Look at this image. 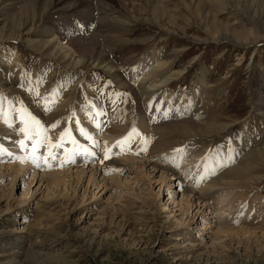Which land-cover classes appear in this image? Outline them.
I'll use <instances>...</instances> for the list:
<instances>
[{
  "label": "rangeland",
  "instance_id": "rangeland-1",
  "mask_svg": "<svg viewBox=\"0 0 264 264\" xmlns=\"http://www.w3.org/2000/svg\"><path fill=\"white\" fill-rule=\"evenodd\" d=\"M5 1L11 4L15 0H0V28H2V23L5 21L4 14L7 13L6 6L2 3ZM163 1L166 3V8L171 12L172 23L166 18L159 20L152 18L150 8L145 4L144 0L141 2L144 7L148 6L146 13L141 11H139L140 13H131L119 7L120 4L115 0V9L108 8L106 10L96 7L93 10H88L80 7L76 10H55L49 13L43 22L36 25L35 30L36 32L44 31L48 36L55 38L54 40H56L57 35L53 37V34L57 30L58 35L65 33L64 35H71L70 37L79 36L87 39H91V36L95 35L114 37L116 40L111 44L110 60L114 61L115 67L123 71L130 72L140 69L142 72H152V68L158 62L165 61V66L159 70H164L163 78L164 75L178 74L170 78V86L166 88L165 93L160 91L164 106L171 105L170 102L174 99L176 103H180L181 107H190V104L195 102V112L197 117L200 116L199 119L204 120L207 118L209 123H211V120L216 116L218 123H220L219 125L229 123L228 127L226 126L227 128L225 127L219 132L205 137L204 143L206 144L197 142L198 146L203 145L202 150H205L207 145H212L211 148L213 150L222 148V152L224 151L226 140H230L232 145L234 147L237 146L239 149L238 139L244 132L247 123L250 124L252 136H255L253 132H256L259 139L263 142L264 0H212L210 6L206 1L205 3L199 0ZM211 8L213 12L210 14ZM225 25L233 31L245 32L247 39H252L245 43L247 41L240 42L232 37L215 36L213 34L215 27L221 28V26ZM207 28L210 32L207 31ZM70 29L73 31L69 32L68 30ZM44 32L43 34H45ZM62 35L59 38H64ZM50 38L46 37V39ZM217 39L219 40L216 41ZM14 56H16L14 63H10L8 60L5 61V59L13 58ZM45 60L24 41L0 39V68L6 66L4 70L9 74L7 75L8 77L5 73L2 74L1 83H8L7 85L10 88H15L18 91L28 90L29 84L24 80L26 79L24 72L32 73L37 71L42 75L45 74L47 65ZM107 69L108 67L103 64L93 71L99 93L102 90L107 93L106 88L111 84L112 79L106 73ZM57 70L53 69L50 79H47L53 86L57 85L59 78L62 79ZM86 91L79 89L75 97H73L75 105L79 109L81 108V111L83 107L77 105V94L81 93L84 95ZM9 95L5 94L3 86L0 85V98L6 100V104L4 102L0 103V127H2L0 129H7L6 131H12V134H15L17 129L13 126L18 125L19 122L13 121L12 113L14 110L18 112V109L21 110L23 106L21 107L18 103L21 108L18 106V108L16 107L17 109H13V106H17L15 101L17 100L18 102L20 96L14 99L13 94ZM94 96H97V92H95ZM258 103L262 110L260 113L254 112V106L255 104L258 105ZM24 109L25 107L22 110L24 111ZM70 111L71 113L67 115L69 124L78 126L81 122L83 123L84 112L79 114L80 117H78L75 115L73 106H71ZM78 113L80 112L78 111ZM5 120L10 123V127L12 126L13 130L10 127H3ZM29 127L32 128L31 125H27L23 131H30L31 128L28 129ZM32 129L34 130L33 132L31 130L30 133L28 131H18L19 136L28 134V136L34 135L32 139L37 137L33 140L39 146L38 153L43 158L50 154V162L39 161L38 163L36 161L37 164L34 162L36 164L34 165L32 162V166L31 163H27L28 165L21 172L20 168L23 165L15 156L11 154L0 156V190L7 186L9 188L18 187L14 191V198H19L21 203L26 202V204H21V208L29 205L28 207L36 211L42 206L43 202L52 201L53 199L65 200L76 195L78 197L79 210L93 209L94 211H99L106 206L113 212L121 206L125 207L122 203L125 198L140 200L137 196L139 195L146 198L147 202L151 200L150 206L152 207L148 210L149 213L151 212L155 215L162 213L163 219L157 220L151 216L147 219L138 220L132 219V217L124 218V214L119 216L116 221L113 220L112 223L110 218H108L107 222L97 220L91 223L93 226L90 228L88 226L80 228L72 226L71 222L74 221H71L67 214H63L62 216L53 217L49 222L37 220L40 225H37V227L39 226L38 228L36 227L37 229H33L35 230L33 231L34 234L31 233L33 236L27 233V236L24 235L25 237L23 236L21 240L9 239L7 240L8 242L2 243L3 245L7 244V249L22 245L26 250L28 245L31 247L33 243L41 242L42 246H37V249L34 250L39 254L41 253V257L36 261V264H264L263 253L257 254L250 250H241L242 247L246 248V244L239 245L228 235L218 236L216 234L240 228L257 232L264 231L263 169L260 170V172L262 171L260 173V176H262L261 180H256L255 185L244 186V184H241L238 186L234 184L228 185L229 187L227 185V187H222L226 183L220 181L218 182L219 185L217 184L220 187L216 188L218 187L216 186L215 189L211 190L209 194L211 198L205 201L206 203L195 202L196 204L190 205L183 201V193L177 187L179 183L171 180V177L167 178L166 182L161 185V181L157 180L159 179L158 177L153 180L149 177L146 181L141 179L139 184L136 181L134 184L132 180L124 184L126 180L125 172L120 174L117 171L116 174L114 171H109L111 172L108 173L110 174L109 176L107 173L105 174L104 169L100 171L97 164L93 162L94 155L89 153H94V147L95 149L97 148L96 151L99 157L105 156V150L113 147L116 140L106 148L107 146H103L106 143L103 135L99 133L96 135L95 133L91 134L93 147H88L83 143L82 145L81 141L78 140L76 143L68 140L66 144L60 147H50L48 146L51 142V139L48 140L51 135L50 131H48L49 128L42 125V129L34 127ZM36 129L39 130L37 134H35ZM31 133L32 135H29ZM39 133L44 134V139H40V142L37 140ZM47 134L49 135L48 137ZM24 137L22 136L21 138ZM189 141L190 139H187L185 143L187 144ZM250 142V146L248 145L249 147L243 150L244 152L241 149L236 150L234 159L236 158L237 162H241L243 154L249 155L252 153L251 149L255 148V146L253 141ZM59 143L57 142L56 144ZM73 151H79L80 154L75 155ZM111 154H113V157L115 156L114 158L126 160L125 157H119L117 155L118 152ZM2 156L4 158H1ZM208 157H210V154ZM3 159L5 160L2 161ZM69 166L72 167H70L68 179L70 176L72 180L68 181L66 185L50 186L46 182V184L40 186L38 184L33 185L30 191H27L29 189L27 183H29L28 180L32 178L33 173H36L37 176L56 171L63 173ZM77 166L80 170L87 168L85 174L82 173L80 181H77V175H74L75 171H77ZM97 169L99 172L94 177L93 182L91 174L93 170L96 171ZM253 172L256 173L258 171ZM255 173L252 175L257 176V173ZM120 177L124 178L122 179L123 184L119 185L117 183L116 185L115 178L119 179ZM136 177H139V174ZM20 178H22V181L19 182ZM104 179H108L110 182L109 184L105 182L106 186L103 184ZM183 179L187 183L189 176H185ZM98 183L99 185H97ZM175 188L177 192L174 190ZM169 192H176V194L172 195ZM217 193L228 196L227 199L229 198V200L226 203L228 204L229 202L231 204L226 210H216L214 196ZM120 195L125 197L121 200ZM21 196L24 201H22ZM97 203L100 204L99 208L94 206ZM11 211L6 210V212L0 214V217L7 218L6 215L8 214L12 216ZM124 220L128 224L122 222ZM189 220L191 225L187 226L188 223L186 224V222ZM203 224L204 228L207 229L201 230ZM184 227L191 234H194L198 240L206 237V241L202 243L205 246L203 251L190 254L182 259L178 249L175 251L165 249L170 246L168 244L173 245L170 242L172 241L170 230L181 231ZM6 246L4 247L6 248ZM238 250L240 253H238ZM188 257L190 260L187 259Z\"/></svg>",
  "mask_w": 264,
  "mask_h": 264
},
{
  "label": "bare ground",
  "instance_id": "bare-ground-1",
  "mask_svg": "<svg viewBox=\"0 0 264 264\" xmlns=\"http://www.w3.org/2000/svg\"><path fill=\"white\" fill-rule=\"evenodd\" d=\"M141 1L142 0H116V2L120 4L119 7L131 13H138L139 11L146 13L147 7L149 6L152 18L156 20L166 18L168 21L173 19L170 14L171 12L166 8V3L163 0H144L146 2L145 4L148 5H145L146 7H144ZM199 1H206L209 6L212 4V0ZM2 3L6 6L7 13L4 14L5 21L2 23V28H0V39L6 38L24 41L42 58H45V62H47L45 74L43 75L37 71L32 73L24 72V77L26 78L24 80L29 84V91H25L24 89L18 91L15 88L8 87V83H1L2 74L5 73L6 76L9 74L4 70L6 66L3 65L4 67L0 68V85L3 86L5 94L7 96L13 94L14 99L20 96L18 102L17 100L15 101L17 106H13V109H17L20 104L21 107H25L24 111L26 112V114H24L25 112L22 110L23 107L21 108L19 106L21 110L18 109V112L14 110L12 113L13 121L19 122L18 125L13 126L17 129L15 134H12V131H6L7 129H0V156L4 154H6V156L10 154L15 156L23 165L20 168L21 172L24 171L23 168L28 164L31 163L32 166V162L33 164L36 161H38V163L39 161L47 163L51 160V155L48 154L43 158V156L38 153L39 146L36 141L33 140L37 137L32 139L34 135L31 133L29 135L32 136L24 134L22 136L25 137L21 138L22 136H19L18 131L22 132L27 125H31L32 128L34 127L37 129H42V125H45L49 128L48 131H50L51 134L49 139H47H51V142L54 141L55 144L60 142L63 145L66 144L68 140H78L81 141V144L83 143L88 147H93L92 139H89V137L92 136L91 134L95 133L96 135L98 133L103 135V138L106 140L103 146H107L106 148L116 140L113 147H110L111 153L118 152L117 155L119 157H125L126 160L114 158L115 156L113 157V154H111L110 158H104V156L99 157L96 151L97 148L95 149L93 147V162L97 164L100 171L104 169L105 174L113 171L116 172V174L117 171L120 174L125 172L126 180L124 184L126 182H131V180L134 184L135 181L139 184L141 179L146 181L149 177L151 180L158 177L159 179L157 180L161 181V185L166 182L167 178L171 177V180L179 183L177 187H179L183 193V201H186V203L190 205L196 204L195 202L203 203L208 201V199L211 198V195H209L211 190L215 189L220 181L226 183L222 186L224 187L234 184L238 186L241 184H244V186H251L255 185L256 180H261L262 176H260V173L262 171L260 172V170L263 169L264 175V141L262 142L261 139H259L256 132H253L255 136H252L249 123H247L244 132L238 139L239 149L242 151L246 150L247 147L250 146L249 144H251L250 141H253L255 148L251 149V154H243L241 162H237L235 160L236 158L234 159V155L238 147H234L230 140H226L224 151L222 152V148L213 150L211 148L212 145H207L205 150H202L203 145H197V142L206 144L204 143L205 137L219 132L226 126L228 127L229 123H226V125H219L220 123H218L216 116L211 120V123H209L207 118L204 120L199 119L200 116L197 117L195 112V102L190 104V107H181L180 103H176L174 99L171 102L168 100L171 105L164 106L165 104L160 95V91L165 93L166 88L170 86V78L178 74L173 73L171 76L164 75L163 78L164 70H159L165 66V61L158 62V64L152 68V72H142L140 69L130 72L123 71L115 67L114 61L110 60L111 44L116 40L114 37H101L95 35L91 36V39H87L80 38L79 36L70 37L71 35H64L65 33L62 35L59 31V34L64 36V38H59L60 35H58L57 30L53 34V37L57 35L56 40H54L55 38L48 36L44 31L43 32L47 36L43 34L41 30L38 32L35 30L36 25L43 22L46 16L55 10H76L80 7L88 10H93V8L96 7L106 10L108 8L115 9V0H15L11 4L7 3V1ZM212 12L213 9L211 8L209 13L211 14ZM68 31L71 32L73 30L70 29ZM208 32H210V30ZM213 34H215V36L232 37L240 42L247 41L245 43H248V41L252 39L250 38L248 40L245 32L233 31L226 27V25L221 26V28L215 27ZM45 36L51 38L46 39ZM218 40L219 39L216 41ZM7 60L10 61V63H14L16 61V56L5 59V61ZM103 64L108 67L106 73L112 79L110 86L106 88L107 93L103 92V90L102 92L100 91V93L98 92L99 89L98 85L95 84L96 78L93 72ZM53 69H58L57 71H59L62 77V79H58L56 86H53V84H50L47 80L50 79ZM79 89L82 91L87 90L84 95L81 93L77 94L76 102L78 104H76L83 107L82 111L80 110L81 108L79 109V107L75 105L73 100V97H75ZM12 90L13 92L11 93ZM95 92H97V96H94ZM3 102L6 104V100L0 98V103ZM71 106L75 108V115L78 117H80L79 114L84 112L83 115H85V117L83 123L81 122L78 126L69 124V121H67V115L71 113ZM78 111L80 113H78ZM254 112H262L259 103L258 105L255 104ZM262 114H264V112ZM3 125L5 128L10 127V123L6 120ZM30 128L31 127L28 129ZM32 128L31 130L33 132L34 129ZM81 129L86 132V135L81 133ZM30 131L28 132L30 133ZM38 131L39 130H37L35 134H37ZM43 135L42 133L38 134L37 140L39 142L41 141L40 139H44ZM48 136L47 134V137ZM62 136L63 140L61 141ZM29 137H31V139H29ZM129 137L130 140L126 145L117 147L118 141H123ZM187 139H190V141L186 144L185 142ZM21 142H23V144ZM74 154L79 155L80 152L75 151ZM209 154L210 157H208ZM1 158H4V156ZM4 160L5 159L2 161ZM70 167L72 166L64 170L65 173L56 171L38 176L36 173H33L32 178L28 180L29 183L27 184L29 189L27 191L29 192L33 185L35 186L38 184L40 186L46 184V182L47 185L50 186L66 185L68 181L72 180L70 176L68 179V174L71 170ZM86 169L87 168H82L80 170L77 166V171L74 173V175H77V181L81 180V175L82 173L85 174V171H87ZM94 170L91 174V180H93V182L95 179L94 177L97 176L99 172L98 169L96 171ZM253 171L258 172H256V174ZM254 173L257 176H253L252 174ZM137 174H139V177H136ZM184 174H186L185 176H189L187 183H185L183 179L185 177ZM108 175L110 176V174ZM21 179L22 178L19 179V182L22 181ZM122 179L124 178H115V184H123ZM110 180L112 179L110 178ZM105 182H108V184L110 183L108 179H104L103 184H105ZM97 185H99V183ZM219 187L220 186L216 188ZM16 188H9V186H7L0 190V214L6 212V210H12L11 213L13 214L12 216L9 214L6 215L7 218L0 217V264H36V261L41 257V253L39 254L34 250L37 249V246H42L41 242H35L31 247L28 245L26 250L22 245L7 249V244L3 245L2 243H5L9 239L21 240L24 235L27 236V233L28 235L29 233L34 234L33 231L35 230L33 229H37L39 227H37V225H40L37 220L41 222L46 220L49 222L53 217L67 214L70 220L74 221L71 222L72 226L80 228H86L88 226L90 228L93 226L91 223L97 220L107 222V219L110 218L112 223L113 220L116 221L119 216L124 214V218L132 217V219L135 218L138 220L147 219L151 216L157 220L163 219L162 213H160V215L149 213L148 210L152 207L150 206L152 203L151 200L147 202L146 198L139 195L137 196L140 200L125 198V200L122 201L125 207L121 206L119 209H116L118 211L114 210L113 212L106 206L99 211H94L93 209L79 210V202L76 195L68 197L65 200L53 199L52 201L43 202L42 206H39L40 208L33 211L32 208L28 207L29 205L22 208L20 207L22 206L21 204H26V202L21 203L19 198H14V191ZM176 188L174 190L177 192ZM176 192L169 193L175 195ZM119 197L122 200L125 196L120 195ZM227 197L228 196L222 195L221 193H217L214 196L216 210L221 211L228 208L231 203H226L229 200ZM22 201H24L23 198ZM99 205V203L94 204L96 207ZM125 220L122 222H126ZM126 223L128 224V222ZM186 224L190 226V220L187 221ZM205 229L207 228H204L203 224L201 230ZM216 234L218 236L228 235L239 245L246 244V248L242 247L241 249L240 246L241 250H250L257 254H264V231L257 232L255 230L240 228L226 230ZM170 235L172 237V241L170 242H172L173 245L168 244L170 246L166 247L165 250L175 251L178 249L180 258L182 259L190 254L198 253L201 250L203 251L205 247L202 243L206 241V237L198 240L196 236L187 231L185 227L184 229L182 228L181 231L170 230ZM4 246H6V248ZM239 250L238 253H240ZM4 252L6 253L2 254ZM187 259H189V257Z\"/></svg>",
  "mask_w": 264,
  "mask_h": 264
},
{
  "label": "snow or ice",
  "instance_id": "snow-or-ice-1",
  "mask_svg": "<svg viewBox=\"0 0 264 264\" xmlns=\"http://www.w3.org/2000/svg\"><path fill=\"white\" fill-rule=\"evenodd\" d=\"M81 133L82 134H84V135H86V132L83 130V129H81ZM67 134V133H66ZM65 134V135H66ZM29 139H31V137H29ZM89 139H91V137H89ZM63 140V136L61 137V141ZM129 140H130V137L129 138H127V139H125V140H123V141H118L117 142V147H120V146H123V145H126L128 142H129ZM22 144H23V142H21ZM73 143H76V141L75 140H73ZM50 147H60V146H62V143H59V144H55V145H53V144H51V142H50V145H49ZM89 154H91V155H94V153H89ZM110 156H111V150L110 149H106L105 150V156H104V158H110Z\"/></svg>",
  "mask_w": 264,
  "mask_h": 264
}]
</instances>
